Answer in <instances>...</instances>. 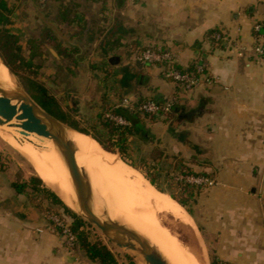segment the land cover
<instances>
[{
	"label": "crops",
	"instance_id": "crops-1",
	"mask_svg": "<svg viewBox=\"0 0 264 264\" xmlns=\"http://www.w3.org/2000/svg\"><path fill=\"white\" fill-rule=\"evenodd\" d=\"M25 1L14 13L20 30V16H36L39 3ZM44 1L68 48L78 47V56L92 48L89 60L113 69L106 82L112 103L117 96L173 105L169 117L147 124V143L215 181L185 194L191 214L182 207L192 228L209 235L215 258L225 264H264V62L255 52L264 29L261 37L254 29L264 25V0ZM213 31L222 41L209 38ZM149 48L172 52L181 70L205 63L211 83L203 79L192 91L184 90L164 78L159 66L138 61V51ZM239 49L246 51L243 57ZM98 68L96 73L105 69ZM91 75L99 85L85 74L77 87L69 83L68 96L82 114L90 112L82 107L95 104L98 124L104 77ZM98 131L107 137L101 124ZM128 143L138 154L139 139L129 136ZM48 223L35 202L0 179V264H89L84 253L68 249L57 232L47 229Z\"/></svg>",
	"mask_w": 264,
	"mask_h": 264
},
{
	"label": "rangeland",
	"instance_id": "rangeland-1",
	"mask_svg": "<svg viewBox=\"0 0 264 264\" xmlns=\"http://www.w3.org/2000/svg\"><path fill=\"white\" fill-rule=\"evenodd\" d=\"M9 2L11 5H14L15 7L14 13L18 12L19 8L22 7L24 3H26L25 0L24 1L10 0ZM14 13L12 15V20L14 23L13 26L11 27V33L15 35L17 46L22 49L21 50L22 56L25 58V60H28L30 56L28 43L31 40L40 41L39 37L42 33L43 24L38 20V17H36L35 15L32 18L29 15L26 16L22 15V17L20 16L22 20L21 21L22 29L20 30L19 29L20 26H18L20 21L17 20L19 16L18 15L16 16V21H15ZM44 51H45L44 57L37 58L34 61V66H35L34 71L36 72L31 74L30 76L25 71L18 68L17 64L16 65L14 64L15 66L14 65L13 66L24 79L27 78L33 79L34 81H37L38 83L47 86L50 93L54 95L60 101L63 108L66 109L69 106H68V102L63 100V96L68 94V87L71 85L69 83H72L73 85H75V87H77L76 85L81 83V81L79 80L82 79V81H84L83 76L86 74V76H89V78L91 79L89 80L90 83H94V84L96 83L97 85H99L98 83L99 79L94 78L93 75H91V71L93 72L94 75H96L99 78L101 76L104 77L105 75L113 73V69L110 67L108 63L102 65L96 59L89 60L94 53L92 48L88 49L87 53H85L84 56L80 55L78 57L79 63L76 66H74L73 64H71V62L65 59L57 58L51 51L48 50V48H45ZM91 51L93 52L92 54L90 53ZM133 65L135 68L138 66L137 62L136 64ZM101 66H104L106 69V72L103 75H101V73H96V71L99 69L98 67ZM37 67L39 68L37 69ZM69 69L70 70L74 69L73 73L69 72L68 71ZM24 79L20 78L19 76H16V80L23 86V88L27 92H29L27 88V82ZM49 83H53L57 87L56 88L49 87L48 86ZM100 86L98 87L100 88ZM103 89L104 88L102 87L100 91L103 92ZM115 98H116L115 100H117L116 103H120L122 100L121 98L119 99V97L117 98V96H115ZM113 105H115V102L113 103ZM83 108L84 109L88 108L90 112L86 111V113L84 112L83 114L82 113L75 114L78 117V120L80 119L79 121L82 124V128L93 133V135L100 136V132L98 131V128L102 122H100L99 119H96L98 124H95L96 122L94 121L95 119L93 118V114H94L93 110L96 108L95 104H89V106L86 105V107H82V109ZM101 114H104V107L102 109ZM103 138L106 139L105 137ZM138 150H139L138 154L137 153L135 155L131 154L129 158H131V161L133 163H135L137 166L143 169L141 171L133 168L136 170L137 175L140 178L141 184L146 189L149 190L157 189L156 187L155 189L150 184L149 180L146 179L145 175L147 174L150 177L157 179L158 184L160 185L161 188L173 191L175 194L179 195L180 198L183 199L184 197L185 199L184 194H180V191L185 186L186 187L187 186L193 187V186L185 183V181L182 180L183 176H185L186 174L183 173L182 169H180V167L178 166L180 161L179 160L168 161L167 165H162V166L159 165L157 167H155L154 164L146 165L145 163H143V160L147 161L150 159V157L155 151H163V150H161V148H159V146L157 145L148 144L141 140H139ZM114 154L117 155L118 157V153H114ZM36 175H38L39 177V174L37 173L35 166L32 163H30L28 159H26L20 152H18L9 143H7L5 141L4 135L0 132V179L1 180L4 179L8 185L9 183H11L13 187V183H23L25 181H29L32 177ZM193 188H195L196 190H201L205 187L201 188L197 186ZM157 192H161V191L158 190ZM28 196H29L28 197L29 200L33 201L35 199V201L37 202L38 201L40 202V200L43 198V194L35 195L34 193H32L30 189L28 190ZM169 198L174 203H176L178 207L159 213L157 215L159 226L170 232V234L176 239L179 247L183 251L191 253L193 256L198 257L200 260H203L204 263L206 264H211L212 259H215V255L212 244L209 241V235L206 234L205 235L206 237H204V233L201 230H199L201 234L199 235L196 229L192 228L194 227L193 222L190 219L187 212L184 211L183 208H180L181 206L177 202H175L171 196ZM41 203L44 206L50 205L49 200H45V199H43ZM59 212L66 221L68 222L71 221V218L67 214H65L63 209L59 208ZM50 226L51 224L48 223L47 229H49ZM193 229H195V231ZM84 231L90 242L92 243L102 242L103 244H105L115 255L116 259L121 262V264H146L143 258L137 253L120 249L116 245L111 243L98 228L88 224L84 227ZM76 249H78V247H76L74 250Z\"/></svg>",
	"mask_w": 264,
	"mask_h": 264
},
{
	"label": "bare ground",
	"instance_id": "bare-ground-1",
	"mask_svg": "<svg viewBox=\"0 0 264 264\" xmlns=\"http://www.w3.org/2000/svg\"><path fill=\"white\" fill-rule=\"evenodd\" d=\"M0 84L19 110L20 85L1 60ZM0 132L7 143L35 166L43 182L67 206L77 211L75 175L64 162L52 140L8 124L0 125ZM69 138L77 148L79 166L87 172L91 180L97 214L102 213L106 206L111 222H120L137 231L170 264H206L191 253L183 251L170 232L158 224L157 215L178 207L176 203L156 190L146 189L135 169L118 159L117 155L106 152L91 137L72 131Z\"/></svg>",
	"mask_w": 264,
	"mask_h": 264
},
{
	"label": "trees",
	"instance_id": "trees-1",
	"mask_svg": "<svg viewBox=\"0 0 264 264\" xmlns=\"http://www.w3.org/2000/svg\"><path fill=\"white\" fill-rule=\"evenodd\" d=\"M10 0H0V58L6 64V66L15 74V76H19L24 79L18 71L15 69V65L17 64L18 68L25 71L29 76L33 74L35 69L34 61L37 58L44 57L45 54V46L39 43L36 40H31L28 43L29 48V59L25 60L22 56V49L17 46L15 35L11 33V27L13 26L12 15L14 13V5H11ZM218 33L217 31H213L209 33V38ZM45 39L49 46L57 51L59 56L62 59H65L74 66L78 65L79 59L76 57L80 50L76 47L65 48L61 44V39L50 29L47 30L45 34ZM214 43H218L215 39H212ZM142 51H138V55H140ZM15 64V65H14ZM14 65V66H13ZM39 67H37L38 69ZM178 68V66H177ZM180 69V68H178ZM181 70V69H180ZM184 72L196 73V64L191 65L189 70H182ZM27 82V88L31 96L35 99V101L48 113L62 121L63 123L69 124L73 129L81 132L82 134L89 135L93 137L102 148L109 153H118L122 160L126 165L131 166L132 168L143 170L141 167L137 166L135 163L131 161L129 156L133 154L136 149L134 146L128 143L129 136H134L143 142H148V129L147 124L157 123L159 120H164V118L169 117L171 115L168 114L164 117L161 116H142L137 114L135 111H126L123 109H116L114 107H110L109 105H104V114L99 116V120L103 128L107 130V137L104 139L103 137L93 135L88 131L82 129L77 120H74L73 116L67 113L60 101L50 93L47 86L34 81L33 79H24ZM147 102L140 101V103ZM107 113H111L114 115H121L126 117L131 126L127 128H123L117 126L113 121H110L105 118ZM168 161H177L176 158L171 156H165L163 151H155L149 160H143V163L154 164L155 167L159 165H167ZM182 172L186 175H195L190 168H188L184 163L180 162L178 164ZM146 179L149 180L150 184L159 191L163 192L162 194H169L175 202L180 204L181 207L185 208L187 212L190 213L187 208V204L183 199L179 197V195L175 194L173 191L163 189L158 184L157 179L150 177L149 175H145ZM13 188L18 194H24L28 196V190L30 189L32 193L35 195H42L43 198L40 202L33 200L36 203L39 210L44 213L46 216H58L61 218V221L68 224L71 231L77 237V246L78 249L84 253L86 258L89 261V264H119L115 255L112 251L102 242L92 243L89 241L86 233L84 231V227L88 225L86 221H84L80 216H78L72 209H70L58 195L48 188L43 180L38 177V175L32 177L29 181H25L23 183H13ZM155 188V189H156ZM156 189V190H157ZM157 190V191H158ZM195 190V188L190 186H185L180 191V194H187L188 192ZM160 192V193H161ZM167 193V194H165ZM167 195V196H169ZM169 196V197H170ZM29 197V196H28ZM49 200L50 205L44 206L41 202L42 200ZM59 208L63 209L65 214H67L71 221L68 222L64 219V217L59 212ZM191 214V213H190ZM51 227L55 226L52 224ZM57 229V228H56ZM55 229V230H56ZM58 230V229H57ZM57 230L55 232H57ZM200 230V229H199ZM211 264H225L218 261L216 258L212 259Z\"/></svg>",
	"mask_w": 264,
	"mask_h": 264
},
{
	"label": "water",
	"instance_id": "water-1",
	"mask_svg": "<svg viewBox=\"0 0 264 264\" xmlns=\"http://www.w3.org/2000/svg\"><path fill=\"white\" fill-rule=\"evenodd\" d=\"M40 16L59 37L68 41L57 24L48 21L43 14ZM51 52L58 57L53 49H51ZM2 63L8 69V72L16 78L15 74L6 64L3 61ZM19 85L20 106L17 111L16 106L13 105L11 99L0 84V125L8 124L11 127L24 129L27 133H34L41 137L50 138L61 154L64 162L75 175L74 192L77 199L76 204L78 210H72L88 224L98 228L102 234L118 248L132 251L140 255L146 264H170L159 251L137 231L120 222H111L107 214L106 206H103L102 213L97 214L95 212V193L91 180L87 172L79 166L76 157L77 148L69 138L70 132H81L67 126L44 110L20 83ZM48 86L52 88L57 87L53 83H49ZM24 135H26V133H24ZM118 157L121 159L119 154Z\"/></svg>",
	"mask_w": 264,
	"mask_h": 264
},
{
	"label": "built area",
	"instance_id": "built-area-1",
	"mask_svg": "<svg viewBox=\"0 0 264 264\" xmlns=\"http://www.w3.org/2000/svg\"><path fill=\"white\" fill-rule=\"evenodd\" d=\"M255 32L259 37H261V31L264 29V25H256ZM213 39L220 42L222 41V36L216 33ZM256 57L259 61L264 62V41H260L255 49ZM245 50L238 51V55L243 57L245 55ZM138 61L143 65H153L159 66L162 71L164 78L177 83L186 91H192L198 87L202 80L205 79L207 83H211V79L207 73V65L205 63H196V73L184 72L177 68V62L175 55L170 51H163L160 49L149 48L140 55H138ZM116 109H123L126 111H135L137 114L142 116H161L164 117L172 112L173 105L171 103H159L157 101H147V102H133L130 99H122L120 103L115 105ZM105 118L113 121L117 126L127 128L131 126L130 121L121 115H114L107 113ZM185 183L193 187H210L215 184V181L211 177L197 176V175H185L183 179ZM49 223L55 226L51 227L50 230L56 231L57 234L63 239L65 245L68 249L74 250L77 246V237L71 231L68 224L61 221L58 216L48 217ZM57 228V229H56ZM56 229V230H55ZM85 264V263H84Z\"/></svg>",
	"mask_w": 264,
	"mask_h": 264
},
{
	"label": "flooded vegetation",
	"instance_id": "flooded-vegetation-1",
	"mask_svg": "<svg viewBox=\"0 0 264 264\" xmlns=\"http://www.w3.org/2000/svg\"><path fill=\"white\" fill-rule=\"evenodd\" d=\"M64 8H61L60 9V11H59V13L60 14H65V9L63 10ZM41 14H43L44 16H45V18L48 20V21H50V22H52V23H55V22H53V21H51V20H49V18H48V16H47V14H46V8H45V1L44 0H39V3H38V6H37V8H36V17H38V20L40 21V22H42V24H43V29H42V33H41V35H40V41H38L39 43H41V44H43L46 48H48V50L49 51H51V49H53V48H51L50 46H49V44L47 43V41H46V39H45V34H46V32H47V30L48 29H50V30H52L53 31V29H51L42 19H41ZM55 24H57V23H55ZM58 25V24H57ZM59 26V25H58ZM60 28V27H59ZM54 32V31H53ZM55 33V32H54ZM63 33V32H62ZM56 34V33H55ZM57 35V34H56ZM58 36V35H57ZM59 37V36H58ZM60 39H61V44H62V46H64L65 48H68L67 46H68V43H69V41H66V40H64V39H62L61 37H59ZM73 47H76V46H73ZM76 48H78V47H76ZM77 58L79 57L78 55L76 56ZM59 58V57H58ZM61 58V57H60ZM104 70L105 69H101V71H100V73H105L104 72ZM109 74L108 75H105L104 76V82H103V92L101 93V100H102V104H103V107H104V105L105 104H107V105H109L110 107H114L115 105H116V103H115V105H113V100H112V98H111V96H110V92H111V90H110V87H108V85H107V79L109 78ZM73 99H75V98H73L72 96H68V94L67 95H64L63 96V100L64 101H67L68 102V108L66 109V108H64V110L67 112V113H69L71 116H73V118H74V120H77L78 121V123H79V125H80V127L82 128V124H81V122L78 120V117L75 115L76 113H78V114H81V111H80V106H79V104H78V102H76V100H73ZM56 118V117H55ZM67 126H69V127H71L69 124H67V123H65ZM72 128V127H71ZM83 129V128H82ZM85 130V129H84ZM87 131V130H86ZM89 132V131H88ZM89 133H91V132H89ZM91 134H93V133H91Z\"/></svg>",
	"mask_w": 264,
	"mask_h": 264
}]
</instances>
